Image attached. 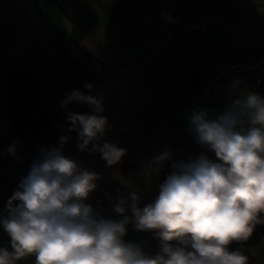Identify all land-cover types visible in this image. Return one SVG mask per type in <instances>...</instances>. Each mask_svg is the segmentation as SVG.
Instances as JSON below:
<instances>
[{"label": "crops", "instance_id": "crops-1", "mask_svg": "<svg viewBox=\"0 0 264 264\" xmlns=\"http://www.w3.org/2000/svg\"><path fill=\"white\" fill-rule=\"evenodd\" d=\"M212 1L180 8L176 0H0V96L5 62L25 51L40 65L55 56L53 39L65 35L115 68L94 93L103 98L102 115L108 122L104 141L126 150L119 162L108 166L99 152L78 151L66 134L24 143L21 161L6 167L0 178V220L7 218L8 202L32 163L43 150L59 148L61 136L68 137L63 154L100 177L85 202L101 217L117 221L133 216V193L137 207L151 192L159 194L173 162H188L201 154L216 160L190 133L188 116L207 109L215 118L249 93L264 97V90L243 73L222 83L214 99L198 98L194 75L206 68L199 78L206 84L216 60L258 50L264 0H231L229 10L215 9ZM165 150L172 159L157 168L152 160ZM121 200L123 216L114 210ZM126 229V243L157 255L148 237L158 236V230L138 231L131 219ZM0 248L11 249L2 224ZM24 264H35V257H25Z\"/></svg>", "mask_w": 264, "mask_h": 264}, {"label": "clouds", "instance_id": "clouds-1", "mask_svg": "<svg viewBox=\"0 0 264 264\" xmlns=\"http://www.w3.org/2000/svg\"><path fill=\"white\" fill-rule=\"evenodd\" d=\"M102 99L73 90L62 104L93 108V114L70 113V131L78 132L80 152H99L112 166L126 150L104 141L108 122ZM188 121L196 142L216 160L201 154L173 162L154 202L140 209L133 193V216L119 221L101 217L85 202L100 177L63 154L68 137L61 136L60 147L42 151L8 202L0 224L12 251L0 248V264L29 256L35 264H247V257L230 245L247 240L250 225L264 213V97L249 93L215 118L207 109L194 110ZM18 143L7 149L14 158ZM171 159L165 150L152 163L159 168ZM124 203L114 208L121 216ZM130 219L138 231L158 230L162 245L155 257L123 240ZM173 240L192 250L173 246Z\"/></svg>", "mask_w": 264, "mask_h": 264}, {"label": "trees", "instance_id": "trees-1", "mask_svg": "<svg viewBox=\"0 0 264 264\" xmlns=\"http://www.w3.org/2000/svg\"><path fill=\"white\" fill-rule=\"evenodd\" d=\"M196 1L198 0H176V5L187 8ZM212 4L218 10H229L232 6L231 0H213ZM52 45L55 56L40 61V65L25 51L2 65L5 80L1 90L3 105H0V178L6 167L21 161V150L26 142L31 145L36 141L66 134L77 148L78 132L70 131L68 116L70 113L93 114V108L77 102L64 107L62 101L73 90L97 98L94 88L115 69L92 57L65 35L54 38ZM206 70L200 68L194 75V91L200 92L207 84H202L199 79ZM41 73L49 78L44 80ZM86 84L92 87L86 88ZM17 140L18 158H14L7 149ZM158 195L151 192L138 208L143 209L153 203ZM250 226L253 231L248 239L234 241L230 248L239 250L246 256L247 264H264V213ZM148 241L152 249L159 254L162 238L148 237ZM169 243L185 247L187 251L192 250L190 245H180L176 240Z\"/></svg>", "mask_w": 264, "mask_h": 264}, {"label": "built area", "instance_id": "built-area-1", "mask_svg": "<svg viewBox=\"0 0 264 264\" xmlns=\"http://www.w3.org/2000/svg\"><path fill=\"white\" fill-rule=\"evenodd\" d=\"M261 42L254 53H240L232 57L216 60L217 67L204 88L197 93L198 98L214 99L224 82L236 80L243 73L250 75L260 90H264V26L260 29ZM12 251V249H9ZM25 258L17 262L24 264Z\"/></svg>", "mask_w": 264, "mask_h": 264}, {"label": "rangeland", "instance_id": "rangeland-1", "mask_svg": "<svg viewBox=\"0 0 264 264\" xmlns=\"http://www.w3.org/2000/svg\"><path fill=\"white\" fill-rule=\"evenodd\" d=\"M0 105H3V98H2V96H0Z\"/></svg>", "mask_w": 264, "mask_h": 264}]
</instances>
